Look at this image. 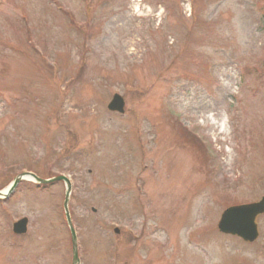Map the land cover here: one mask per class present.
I'll list each match as a JSON object with an SVG mask.
<instances>
[{"label":"rangeland","instance_id":"rangeland-1","mask_svg":"<svg viewBox=\"0 0 264 264\" xmlns=\"http://www.w3.org/2000/svg\"><path fill=\"white\" fill-rule=\"evenodd\" d=\"M26 172L71 179L81 264H264L214 236L264 196V0H0V191ZM64 191L0 199V264H72Z\"/></svg>","mask_w":264,"mask_h":264},{"label":"water","instance_id":"water-1","mask_svg":"<svg viewBox=\"0 0 264 264\" xmlns=\"http://www.w3.org/2000/svg\"><path fill=\"white\" fill-rule=\"evenodd\" d=\"M124 108H125V101L124 99L119 96L115 95L112 102L109 105V109L113 112H120L124 113ZM22 181H32L37 184H51L54 182L58 181H65L67 184V192H66V199L64 203V210H65V215L67 219V223L70 228L71 236H72V247H73V261L72 264H80V258H79V252H78V244H77V236L76 232L74 230L71 217H70V212H69V199H70V193H71V185L70 182L65 178V177H56L53 179H48V180H43L38 178L34 174H22L18 176L12 185L4 192H0V198H8L18 187V185ZM264 213V199L257 204H252V205H247V206H242V207H236V208H231L227 211L226 215L224 216L221 224H220V230L225 231V232H230L235 235H239L243 238H248L249 240H255L258 236L257 232V227L255 225V220L258 215ZM228 220H234L238 223L235 224H228ZM28 220L23 219L16 223L14 225V233L16 234H26L27 229H28Z\"/></svg>","mask_w":264,"mask_h":264},{"label":"flooded vegetation","instance_id":"flooded-vegetation-1","mask_svg":"<svg viewBox=\"0 0 264 264\" xmlns=\"http://www.w3.org/2000/svg\"><path fill=\"white\" fill-rule=\"evenodd\" d=\"M235 185H233V186H227L226 188H233ZM234 189H236V188H234ZM263 198V197H262ZM261 198V199H262ZM261 199H256V200H253V201H248V199H246V197H244V198H242V200L241 201H243V202H239V203H237V202H233L232 200L233 199H231V197H229L228 195H224V197H223V200H222V197H221V199L220 200H222V202L221 203H219V204H222L223 205V207H224V209L223 210H220L219 209V211L217 210L216 212H218V216H217V218L215 219V221H217V223H215V231H214V236L215 237H220V238H226V239H234V240H236V241H238V242H240V244H242L243 246H245V247H248V248H250V249H252V250H254V252H255V254L256 255H262L263 257H264V232H263V224H262V221L264 220V216H259L258 218H257V220H256V222H257V226H258V229H259V234H260V236H259V238L257 239V240H255L254 242H248V241H243L242 239H239V238H237V237H233V236H230V235H225V234H222V233H220L218 230H217V227H218V225H219V223H220V220H221V218L223 217V215H224V213H225V211L226 210H228V209H230V208H232V207H235V206H237L238 204H241V205H243V204H249V203H255V202H258V201H260ZM233 203H235V204H233ZM227 204H232L231 206H229V207H227ZM221 205V206H222ZM218 219V220H217ZM228 222V221H227ZM234 264H250V263H246V262H235Z\"/></svg>","mask_w":264,"mask_h":264},{"label":"trees","instance_id":"trees-1","mask_svg":"<svg viewBox=\"0 0 264 264\" xmlns=\"http://www.w3.org/2000/svg\"><path fill=\"white\" fill-rule=\"evenodd\" d=\"M247 134H249L248 131L247 132H242V133L240 132L239 135L242 137V136H246ZM242 138H245V137H242Z\"/></svg>","mask_w":264,"mask_h":264}]
</instances>
